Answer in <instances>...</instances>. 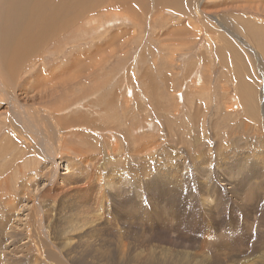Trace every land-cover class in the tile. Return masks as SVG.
Segmentation results:
<instances>
[{
    "label": "rangeland",
    "instance_id": "obj_1",
    "mask_svg": "<svg viewBox=\"0 0 264 264\" xmlns=\"http://www.w3.org/2000/svg\"><path fill=\"white\" fill-rule=\"evenodd\" d=\"M145 2L0 71V264H264V0Z\"/></svg>",
    "mask_w": 264,
    "mask_h": 264
},
{
    "label": "bare ground",
    "instance_id": "obj_2",
    "mask_svg": "<svg viewBox=\"0 0 264 264\" xmlns=\"http://www.w3.org/2000/svg\"><path fill=\"white\" fill-rule=\"evenodd\" d=\"M5 1L6 5L0 11V71L10 79L19 73L29 55H34L40 48L42 50V46L59 34L62 36V32L69 31L82 16L85 18L95 10L92 8L104 4L107 8L123 10L133 18V12L146 5L145 0ZM162 3L177 6L179 0H162ZM12 25L14 29L10 30Z\"/></svg>",
    "mask_w": 264,
    "mask_h": 264
}]
</instances>
